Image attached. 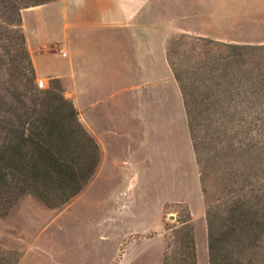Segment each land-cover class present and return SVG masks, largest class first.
I'll use <instances>...</instances> for the list:
<instances>
[{"label": "rangeland", "instance_id": "1", "mask_svg": "<svg viewBox=\"0 0 264 264\" xmlns=\"http://www.w3.org/2000/svg\"><path fill=\"white\" fill-rule=\"evenodd\" d=\"M166 5L177 22L164 49L166 53L171 38V56L183 74L187 57L195 53L189 55L182 39L174 40L182 33L229 43H264V0H165ZM49 8L20 11L33 83L44 89L51 78H60L64 95L98 147L99 160L67 202L48 207L24 194L0 214V264H174V236L181 227L193 238L194 264H209L208 220L224 217L236 195L225 190L232 169L231 176L244 173L235 180L243 185L239 191L247 190L248 179L255 181L250 166L259 154L252 148L264 145V123L238 115L222 132L207 130L204 142L195 134L191 137L167 55L156 47L149 76H132L125 69L131 66L128 62H103L90 54L95 48L99 52L103 38H117L110 32H70L75 60L80 61L76 64L84 63L90 78L77 73L71 80L66 77L70 46L60 27L49 23ZM0 54L8 66L17 64L28 72L27 61L20 57L24 55ZM0 70V81L9 84L7 71ZM48 73L55 75L44 76ZM17 77L23 87L25 79ZM83 83L90 85V92Z\"/></svg>", "mask_w": 264, "mask_h": 264}, {"label": "trees", "instance_id": "2", "mask_svg": "<svg viewBox=\"0 0 264 264\" xmlns=\"http://www.w3.org/2000/svg\"><path fill=\"white\" fill-rule=\"evenodd\" d=\"M50 1L0 0V51L5 56L11 51L24 55L20 57L29 66L28 72L17 64L8 66L0 54V69L10 76L9 84L0 81V214L24 194L48 207L67 202L89 180L99 160L98 147L64 95L60 78H51L44 89L33 83L20 11ZM174 40L186 44L189 55L195 53L187 57L183 74L171 56V38L167 42V62L178 83L191 137L195 134L204 142L207 130L222 132L238 115L264 123V43H229L187 33ZM18 75L25 79L23 87L15 81ZM252 153L259 154V161L250 166L255 181L248 179L247 190L239 191L243 185L235 180L244 173L231 176L232 169L231 187L227 184L225 190L236 195L224 217L208 220L209 264H264V145L255 144ZM181 229L174 236V264H194L193 238Z\"/></svg>", "mask_w": 264, "mask_h": 264}, {"label": "crops", "instance_id": "3", "mask_svg": "<svg viewBox=\"0 0 264 264\" xmlns=\"http://www.w3.org/2000/svg\"><path fill=\"white\" fill-rule=\"evenodd\" d=\"M164 3L165 0H52L34 7L36 9L50 7L49 23L59 26L60 30L64 32L66 44L68 47L70 46L67 54L69 74L66 77L74 81L77 78V73H79L78 77L90 78L88 68L84 63L76 64V61H80L75 60L76 52L72 49L74 45L70 40L71 31L76 32L77 35L87 32H92V34L97 32L113 33L111 35L116 36V39L103 38L104 45L103 49L99 48L100 53L95 48V52L92 51L90 54L97 55L98 59L103 62H128L131 66L125 69L132 76L139 78L149 76V73L152 72L149 64L155 63V48L158 47V51L166 56L165 38L172 32V28L177 22L174 18L171 20L172 15L167 12V5L164 6ZM176 11V14L173 12V16H177L179 10ZM156 32L157 36L158 34L162 36L160 42L154 39ZM57 43L56 41L53 44ZM165 61L167 62V60ZM97 70L99 71V69ZM114 71V68L110 71L112 77L113 74L115 76ZM50 75L55 74L48 73L44 76ZM56 76L63 77L59 74ZM83 85L85 86L83 89L90 92L88 88L90 85H85V83Z\"/></svg>", "mask_w": 264, "mask_h": 264}]
</instances>
